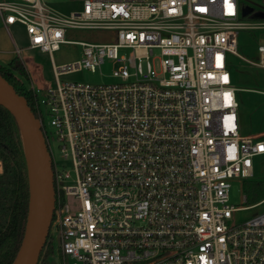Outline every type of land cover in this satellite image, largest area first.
I'll return each instance as SVG.
<instances>
[{
	"label": "built area",
	"instance_id": "built-area-1",
	"mask_svg": "<svg viewBox=\"0 0 264 264\" xmlns=\"http://www.w3.org/2000/svg\"><path fill=\"white\" fill-rule=\"evenodd\" d=\"M17 24L30 50L83 47L54 66L55 87L27 88L52 157L53 264H264V213L237 222L252 207L230 197L264 155L263 134L241 133L233 82L240 31L255 26L240 0H84L68 15L0 0V27ZM68 30L115 41L69 42ZM107 62L116 83L62 79Z\"/></svg>",
	"mask_w": 264,
	"mask_h": 264
},
{
	"label": "rangeland",
	"instance_id": "rangeland-1",
	"mask_svg": "<svg viewBox=\"0 0 264 264\" xmlns=\"http://www.w3.org/2000/svg\"><path fill=\"white\" fill-rule=\"evenodd\" d=\"M50 8L63 14H70L82 10L84 0H44ZM241 4L254 8L255 17L260 19H248L247 22L255 26L240 31L238 38V55L231 56L232 74L234 85L239 89L237 93L239 102V117L241 120V133L251 135L262 131L264 140V68L259 67L260 63L259 47L264 46V0H240ZM246 21V20H245ZM66 40L69 42L86 43H111L115 41L114 34L109 31L91 30H68ZM21 48L23 53L21 60L25 64L30 80L17 73L28 89L38 88L48 84L55 87L54 66H61L81 59L83 47L81 45H62L60 51L52 56L38 50L29 49V38L25 28L19 24L10 27V34L0 27V50L7 51L11 58L15 48ZM128 53V52H127ZM0 63L7 65L9 61L0 60ZM113 66L107 62L101 70L93 73L84 70L80 73L69 74L62 79L90 84H112L117 80L112 77ZM67 169H71L70 162L66 161ZM254 175L249 180H237L232 183L231 202L236 207H246V184L252 182L262 183L264 189V156L256 157L253 160ZM3 172L0 162V173ZM264 199V190L261 200ZM264 213V202L248 210L241 211L235 215L237 222H242L254 216ZM52 231V230H51ZM45 260L53 264L56 262V251L42 254Z\"/></svg>",
	"mask_w": 264,
	"mask_h": 264
},
{
	"label": "trees",
	"instance_id": "trees-1",
	"mask_svg": "<svg viewBox=\"0 0 264 264\" xmlns=\"http://www.w3.org/2000/svg\"><path fill=\"white\" fill-rule=\"evenodd\" d=\"M244 20L260 19L255 17V9L242 5ZM20 74L30 80V74L24 63L15 58L8 65H0V75L14 87L16 92L25 97L29 107L35 111V97L27 90L25 83L17 75ZM0 162L3 172L0 173V264H13L20 250L28 217L29 182L25 160V153L19 126L14 116L0 106ZM263 184L252 182L246 184V202L248 206L257 204L261 200ZM51 236L45 246V255L51 253ZM43 250V252H44ZM42 252V254H43ZM41 254V258L42 257Z\"/></svg>",
	"mask_w": 264,
	"mask_h": 264
},
{
	"label": "water",
	"instance_id": "water-1",
	"mask_svg": "<svg viewBox=\"0 0 264 264\" xmlns=\"http://www.w3.org/2000/svg\"><path fill=\"white\" fill-rule=\"evenodd\" d=\"M248 12L245 8L243 15ZM0 106L14 116L19 126L29 182L26 229L13 264H38L50 235L56 208L52 157L40 123L26 98L19 95L1 75Z\"/></svg>",
	"mask_w": 264,
	"mask_h": 264
},
{
	"label": "crops",
	"instance_id": "crops-1",
	"mask_svg": "<svg viewBox=\"0 0 264 264\" xmlns=\"http://www.w3.org/2000/svg\"><path fill=\"white\" fill-rule=\"evenodd\" d=\"M4 29L10 34V29H6V28H4ZM16 49H17V47L14 49V54H15ZM9 56L10 55L8 54L7 51H1L0 50V60H7L10 63V62H12L16 58V56H14V55L11 58ZM0 65H3V64L0 63ZM4 66H6V65H4ZM239 120H240V117H239ZM240 126H241V120H240ZM262 133H263L262 131H259V132H256L255 134H251V135H257V134H262ZM262 156H264V155H262ZM262 156H259V157H262ZM262 202H264V199L262 201L258 202L257 204H253V205L246 206V207H254V206L259 205Z\"/></svg>",
	"mask_w": 264,
	"mask_h": 264
},
{
	"label": "snow or ice",
	"instance_id": "snow-or-ice-1",
	"mask_svg": "<svg viewBox=\"0 0 264 264\" xmlns=\"http://www.w3.org/2000/svg\"><path fill=\"white\" fill-rule=\"evenodd\" d=\"M225 80L227 79V77L224 78Z\"/></svg>",
	"mask_w": 264,
	"mask_h": 264
}]
</instances>
